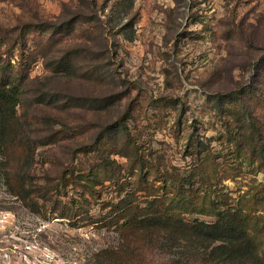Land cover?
<instances>
[{
    "label": "rangeland",
    "instance_id": "obj_1",
    "mask_svg": "<svg viewBox=\"0 0 264 264\" xmlns=\"http://www.w3.org/2000/svg\"><path fill=\"white\" fill-rule=\"evenodd\" d=\"M6 79L0 264H215L112 225L154 197L241 211L264 262V0H0Z\"/></svg>",
    "mask_w": 264,
    "mask_h": 264
},
{
    "label": "trees",
    "instance_id": "obj_2",
    "mask_svg": "<svg viewBox=\"0 0 264 264\" xmlns=\"http://www.w3.org/2000/svg\"><path fill=\"white\" fill-rule=\"evenodd\" d=\"M21 94L19 85L7 79L0 81V154L6 158L9 146L15 143L30 146L28 139L20 135L22 124L18 107ZM126 131L129 134L128 128ZM130 141L135 144L131 137ZM146 204L145 208H140L134 201L123 202L116 211L120 214L117 219L123 223L118 220L111 224L123 236L160 234L168 245L184 254L204 252L215 264H264L257 241L250 233L247 217L241 211L225 210L218 213V222L208 224L198 220L187 222L172 214L169 206L163 211L161 197H154ZM103 254L113 258L115 252L105 250Z\"/></svg>",
    "mask_w": 264,
    "mask_h": 264
}]
</instances>
